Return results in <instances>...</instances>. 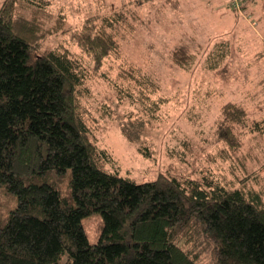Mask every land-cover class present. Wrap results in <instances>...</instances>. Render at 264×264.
<instances>
[{"label": "trees", "instance_id": "16d2710c", "mask_svg": "<svg viewBox=\"0 0 264 264\" xmlns=\"http://www.w3.org/2000/svg\"><path fill=\"white\" fill-rule=\"evenodd\" d=\"M152 1L95 13L76 30L61 16L51 21L45 1L0 2V264H264L261 173L244 169L237 185L202 172L141 183L120 176L106 168L110 157L88 124L87 70L68 48L42 51L45 39L68 32L99 68L119 50L116 28L140 18L137 9ZM170 59L178 67L193 61L184 45ZM126 71L136 95L119 88L116 98L158 112L164 100L149 97L158 89L153 79ZM247 116L242 105L221 108L217 139L232 154L242 145L241 128L264 134V116ZM130 117L120 131L134 143L146 123L143 115ZM227 150L223 156L231 159ZM138 153L150 157L147 147ZM91 213L101 216L94 243L82 226Z\"/></svg>", "mask_w": 264, "mask_h": 264}, {"label": "rangeland", "instance_id": "374dc122", "mask_svg": "<svg viewBox=\"0 0 264 264\" xmlns=\"http://www.w3.org/2000/svg\"><path fill=\"white\" fill-rule=\"evenodd\" d=\"M41 1L46 2L51 21L61 16L68 28L76 30L86 17L111 13L132 0ZM177 2L176 7L165 0L141 5L137 9L140 18L129 17L116 28L119 50L104 58L99 68L73 45L68 32L45 39L42 51L68 48L87 70L89 94L83 101L91 116L88 124L96 145L110 157L106 168L120 176L141 183L153 181L159 174L204 173L234 185L246 178L244 169L248 175L261 173L264 177L260 167L264 163V134L241 128L242 145L236 154L228 151L216 134L226 103L244 106L249 121L264 116V0H244L239 11L230 7L229 0ZM182 45L193 61L178 67L170 54ZM211 61L217 63L214 69L209 67ZM131 68L155 82L158 89L149 97L155 102L164 100L158 112L151 114L140 103L116 98L119 88L136 95L132 81L123 77ZM129 113L132 119L143 115L146 123L134 143L127 142L120 131ZM140 146L147 147L149 158L138 153ZM225 149L231 159L223 156ZM261 190L264 197V188ZM100 224L98 213L82 220L89 242L97 241ZM200 264L207 262L202 259Z\"/></svg>", "mask_w": 264, "mask_h": 264}, {"label": "built area", "instance_id": "2783aa9c", "mask_svg": "<svg viewBox=\"0 0 264 264\" xmlns=\"http://www.w3.org/2000/svg\"><path fill=\"white\" fill-rule=\"evenodd\" d=\"M242 0H229V4H230V7L233 9V10H240V8L243 6V4L241 3Z\"/></svg>", "mask_w": 264, "mask_h": 264}]
</instances>
